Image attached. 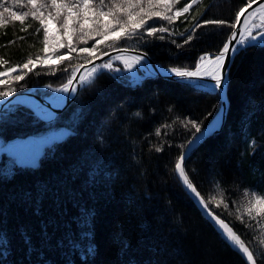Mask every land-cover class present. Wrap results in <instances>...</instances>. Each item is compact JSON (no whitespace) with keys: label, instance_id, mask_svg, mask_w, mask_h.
<instances>
[{"label":"trees","instance_id":"obj_1","mask_svg":"<svg viewBox=\"0 0 264 264\" xmlns=\"http://www.w3.org/2000/svg\"><path fill=\"white\" fill-rule=\"evenodd\" d=\"M241 3L200 0L171 25L158 21L171 29L165 39L144 36L118 45L143 50L165 67L193 68L200 56L220 50L231 29L197 28L185 44L188 30L205 18L231 22ZM38 27L31 17L0 27V58L7 61L0 71L42 55ZM73 57V64L84 61ZM113 63L119 71H99L52 121L23 104L1 113L0 138L7 141L57 128L65 133L43 147L34 165L0 156V264H247L174 170L195 134L181 122L206 125L219 109L217 92L162 77L134 81L122 62ZM67 64L54 72L38 66L17 91L67 81ZM228 99L225 125L194 150L186 169L208 206L264 264V215L253 220L244 211L253 196L264 197V46H246L235 56Z\"/></svg>","mask_w":264,"mask_h":264},{"label":"snow or ice","instance_id":"obj_2","mask_svg":"<svg viewBox=\"0 0 264 264\" xmlns=\"http://www.w3.org/2000/svg\"><path fill=\"white\" fill-rule=\"evenodd\" d=\"M199 2L200 0H184L183 5L177 8L180 0H0V27L5 26L9 21H19L23 25L25 19L31 17L39 23L36 32L39 33L41 30L43 32L42 55L38 54L34 58L29 56L22 64H16L6 71H0V77H4L0 78V86L6 89L0 90V100L11 97L17 91L13 84L24 80L38 66H46L54 72V65L58 66L66 61L68 64L63 71L67 72L71 68V72L67 82L54 91L74 94L77 87H83L90 83L101 69L115 71H119V69H113L111 62H104L94 64L86 74L77 76L82 65L72 63L73 53L92 64L96 59L109 55L107 49L115 48V45L121 40L143 39L144 36L163 40L165 36L162 34H172V32L167 26H157L158 21L162 20L171 25L185 13H189ZM25 8L26 10H14ZM192 19L196 20L197 18L193 16ZM150 21L151 23H149ZM207 25L226 26L231 29L230 38L222 44L218 53L214 56L212 54L200 56L194 71L179 67H172L167 71L180 79L210 78L214 82L211 85V91H219L222 95L223 85L227 82L226 63L230 62V57L234 58L245 46H264V0H242L231 22L224 19L207 18L197 21L193 29L188 30V34L184 36V43L191 42L195 29ZM20 39L24 38L20 37ZM90 40L95 41L91 47H78L79 44H87ZM172 42L175 43L174 40ZM61 49H67V51L61 53ZM116 50L127 51V49ZM111 60L121 61L123 67L129 72L137 65L140 68L147 66L146 57L143 55L131 57L117 55L110 57ZM5 63L7 61L0 58V64ZM12 73L16 74L12 75ZM77 80L79 81L78 85L74 83ZM181 123L184 128L190 127L195 130V133H201L200 123L194 120ZM163 127L168 128L170 125L165 124ZM155 135H161L159 128L156 129ZM197 138L198 136H195V140ZM188 143L191 144L193 141ZM155 150L161 152L163 144L156 147ZM185 159L186 154H181L175 162L174 170L187 189L194 194L195 198H198V202L207 210L208 204L201 197L186 172ZM244 211L253 220L264 215V197H253ZM206 215L209 216L210 222L219 229L222 238L230 247L239 251L249 264H257V258L253 251L249 249L245 240L234 231L233 227L214 214L206 211ZM25 243L31 244L30 237L25 236ZM87 252L90 255L94 254V246H89Z\"/></svg>","mask_w":264,"mask_h":264},{"label":"water","instance_id":"obj_3","mask_svg":"<svg viewBox=\"0 0 264 264\" xmlns=\"http://www.w3.org/2000/svg\"><path fill=\"white\" fill-rule=\"evenodd\" d=\"M230 38V36H228V39ZM246 47V46H245ZM116 49H127V51H124V52H121V51H118ZM116 49H112V50H109V55H105V56H102L98 59H96L92 64L90 63H83L81 64L82 67L79 69V71L77 72V76L81 75L83 70L86 68V69H89L91 68L92 66H94V64H98L100 63L102 60L104 59H108L110 57H115L117 55H143L146 57V59L150 62V64L153 66V69L155 70L153 74H150L151 77H162V78H165V79H169V80H173V81H186L187 79H180V78H177L175 77L174 74H170L168 71H167V68L159 65L158 63H156L152 57L147 54L145 51H141V50H137V49H133V48H125V47H122V48H116ZM242 50V49H241ZM240 50V51H241ZM239 51V52H240ZM238 52V53H239ZM237 53V54H238ZM210 54V53H209ZM236 54V55H237ZM235 55V56H236ZM235 56L234 58L233 57H230V62L229 63H226V72H227V82L223 85V94L221 95L219 91L218 94L220 96V100H221V105L219 107V110L217 111V113L213 116V118L201 129V133H197L195 136H198V138L195 140V136L190 140V141H193V143L189 144L186 146V148L184 149V151L182 152V154H186V159L184 161V166L186 164V161L188 160V157L194 152V150H196L208 137H210L211 135H214L216 133H219L223 126L225 125V122H226V118H227V114H228V109H229V100L227 98V89H228V83H229V74H230V68L232 66V63L235 59ZM85 69V70H86ZM190 71H193V70H190ZM83 75V74H82ZM202 80L199 81V85H201L202 88L204 89H207V90H211V85L214 83L210 78H201ZM186 82H190V83H193V81H186ZM77 85L79 84V81L77 80L76 82ZM195 83H198V81ZM82 87H77V91L72 94V93H68L66 94V96L63 98V100L59 103V104H53L52 103V100L50 99V96H41V95H38L34 92H31V91H22V92H18V93H15L13 94L11 97H7L3 100H0V116H1V113L3 112V110L5 109V107H7L10 103H13V102H19L17 101L19 99V97L21 96H31L32 98H34L38 103L52 109L54 111V116L49 118V119H43L44 121H51L56 115H58L59 113H61L73 100L74 98L76 97V95L78 94L79 90L81 89ZM22 104L26 105L25 103L21 102ZM30 107V106H28ZM31 109H33L32 107H30ZM34 110V109H33ZM34 112L39 115L35 110ZM40 116V115H39ZM41 117V116H40ZM189 150V151H188ZM186 169V167H185ZM187 172V171H186ZM177 173V172H176ZM178 175V173H177ZM189 175V174H188ZM190 178V176H189ZM180 179V178H179ZM181 180V179H180ZM190 180L192 181V179L190 178ZM182 182V180H181ZM183 183V182H182ZM193 183V181H192ZM184 185V184H183ZM193 185L195 186V184L193 183ZM187 193L189 194V196L191 197V199L194 201V203L197 205V207L199 208V210L203 213V215L209 220V216L206 215V211L208 213H211V214H214L215 216H218L220 219H223L221 218L217 213H215L209 206H208V209L205 210L203 208V206L198 202V198H195L194 197V194L191 193V191L189 189H187V187L184 185ZM196 187V186H195ZM197 188V187H196ZM197 191H199L197 189ZM200 192V191H199ZM201 194V193H200ZM202 197V195H201ZM205 201V200H204ZM206 202V201H205ZM210 221V220H209ZM226 223H228L231 227H233L228 221L225 220ZM212 223V222H211ZM213 224V223H212ZM214 225V224H213ZM215 226V225H214ZM216 227V226H215ZM217 228V227H216ZM218 229V228H217ZM234 229V228H233ZM219 230V229H218ZM234 231H236L234 229ZM237 232V231H236ZM237 234H239L237 232ZM242 238V237H241ZM243 239V238H242ZM246 243V242H245ZM247 245V243H246ZM248 246V245H247ZM249 247V246H248ZM250 249V248H249ZM251 250V249H250ZM238 253L243 257V259L245 260V262L247 264H249V262L246 261V258L238 251Z\"/></svg>","mask_w":264,"mask_h":264},{"label":"rangeland","instance_id":"obj_4","mask_svg":"<svg viewBox=\"0 0 264 264\" xmlns=\"http://www.w3.org/2000/svg\"><path fill=\"white\" fill-rule=\"evenodd\" d=\"M16 10H21V9H16ZM23 10V9H22ZM228 39V38H227ZM119 44V43H118ZM116 45L115 46V48H113V49H116V48H122V47H125V48H130V47H128V46H123L122 44H120V45ZM101 48H103V46H101ZM133 49H135V48H133ZM109 50H112V49H107V51H109ZM137 50H140V49H137ZM141 51H143V50H141ZM147 53V52H146ZM218 53V52H217ZM148 54V53H147ZM205 54H209V53H205ZM204 54V55H205ZM210 54H212V55H214V54H216V53H210ZM99 55V54H98ZM122 56H127V57H131L130 55H122ZM132 56H135V55H132ZM153 59V58H152ZM154 60V59H153ZM113 61H115V60H111L110 61V58H108V59H104V60H102L100 63H98V64H101V63H104V62H111L112 64H113V66H115L114 65V63H113ZM155 61V60H154ZM121 62V61H120ZM156 62V61H155ZM83 63H87L86 62V60H84V61H82V62H80L79 63V65H81V64H83ZM150 63V62H149ZM156 63H158V62H156ZM199 63V61L196 63V65ZM159 65H161V66H163V67H165L164 65H162V64H160V63H158ZM196 65H195V67H193V68H182V69H187V70H193L194 68H196ZM55 66V65H54ZM53 66V67H54ZM165 68H167V69H170V68H172V67H165ZM231 69V68H230ZM7 69H5V70H2V71H6ZM101 70H103V69H101ZM100 70V71H101ZM127 72H129L128 70H127ZM131 75H132V78H133V80L135 81V80H138V79H142V78H146V77H151L150 76V74H149V72L147 71V69H146V67H143V68H140V66L139 65H137L135 68H133L132 70H131V72H129ZM16 73H12V75H15ZM157 77V76H156ZM0 78H4V77H0ZM191 81H193L194 82V84L193 83H190V82H186V81H178V82H183V83H188V84H191V85H195V86H198V87H200L199 86V84H195V81L194 80H191ZM20 82V81H19ZM18 82V83H19ZM67 81H65V82H61V83H59V84H44V85H42V86H40V87H38V86H34V87H31V88H29V89H26V90H21V91H16L15 93H18V92H22V91H31V92H34V93H36V94H38V95H41V96H52V97H54L55 99H58V100H63V98L66 96V94H64V93H57V92H55L54 90L55 89H57V88H60V87H62L63 86V84H65ZM18 83H14L13 84V86L14 87H16V84H18ZM49 85H51V87H48ZM38 87V88H37ZM0 90H6L5 88H3V86H0ZM15 93H13V94H15ZM217 96L218 97H220L219 96V94H218V92H217ZM219 101H220V98H219ZM17 104H21V103H19V102H13V103H10L7 107H5V109L6 108H8V107H10V108H12V107H14L15 105H17ZM40 106H44V105H42V104H40V103H38ZM44 107H46V106H44ZM220 107V106H219ZM30 108V107H29ZM4 109V110H5ZM32 111H33V113L35 114V115H37L35 112H34V110L33 109H31ZM219 110V109H218ZM38 117H40L39 115H37ZM57 117V115L52 119V120H54L55 118ZM42 120H43V118L42 117H40ZM213 118V117H212ZM51 120V121H52ZM46 122H49V121H46ZM205 126V125H204ZM203 126V127H204ZM202 127V128H203ZM201 128V129H202ZM63 128H57V129H51V130H48V131H46V132H43V133H39V134H35V135H28V136H23V137H17V138H14V139H11V140H9V141H7V140H4V139H2V138H0V156L1 155H4V154H6V155H12V156H14L15 157V159H16V161L19 163V164H21V165H34V164H36L37 162H38V159H39V157H40V155H41V152H42V149H43V147L47 144V143H49V142H51V141H53V140H56V139H58V138H60V137H62V135L65 133V130H62ZM197 133H195L194 135H193V137L196 135ZM192 137V138H193ZM191 138V139H192ZM190 139V140H191ZM189 140V141H190ZM188 141V142H189ZM188 142H187V145H188ZM186 145V146H187ZM186 148V147H185ZM190 157V156H189ZM188 157V158H189ZM188 161V160H187ZM187 161H186V163H187ZM185 167H186V164H185ZM186 171H187V169H186ZM188 173V172H187ZM253 197H256V196H253ZM252 197V198H253ZM251 198V199H252ZM251 199H249L248 200V202L251 200ZM253 215H255V213H253ZM264 232V231H263ZM255 256V255H254ZM258 264V263H257Z\"/></svg>","mask_w":264,"mask_h":264},{"label":"bare ground","instance_id":"obj_5","mask_svg":"<svg viewBox=\"0 0 264 264\" xmlns=\"http://www.w3.org/2000/svg\"><path fill=\"white\" fill-rule=\"evenodd\" d=\"M217 54V53H216ZM214 56V55H213ZM146 63H147V66H145L146 67V69H147V71L149 72V74H153L154 73V69H153V66L149 63V61L146 59V61H145ZM55 67V66H54ZM86 69V68H85ZM83 70V72H82V74H86V72H87V70L88 69H86V70ZM195 70V68L193 69V71ZM81 74V75H82ZM191 80H194V81H198V83H195V84H200L199 83V81H201L202 79L201 78H190V79H187L186 81H191ZM85 86V85H84ZM83 86V87H84ZM200 86V88H202L201 87V85H199ZM82 87V88H83ZM81 88V89H82ZM80 89V90H81ZM202 89H204V88H202ZM79 90V91H80ZM207 90V89H206ZM211 91V90H210ZM220 98V97H219ZM227 98H228V89H227ZM50 99L52 100V103L53 104H59L61 101L60 100H58V99H55L54 97H52V96H50ZM229 100V99H228ZM17 101H19V103H21V102H23V103H25V104H27V106H30V107H32L43 119H49V118H51V117H53L54 116V111L52 110V109H50V108H48V107H44V106H40L39 104H38V102L34 99V98H32L31 96H21V97H19V99L17 100ZM22 104V103H21ZM220 105H221V100H220Z\"/></svg>","mask_w":264,"mask_h":264}]
</instances>
